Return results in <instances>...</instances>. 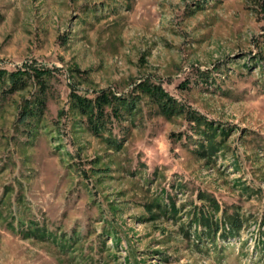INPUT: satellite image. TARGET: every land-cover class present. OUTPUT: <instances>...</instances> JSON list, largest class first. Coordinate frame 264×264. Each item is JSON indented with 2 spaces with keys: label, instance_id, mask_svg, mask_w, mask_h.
Returning a JSON list of instances; mask_svg holds the SVG:
<instances>
[{
  "label": "rangeland",
  "instance_id": "374dc122",
  "mask_svg": "<svg viewBox=\"0 0 264 264\" xmlns=\"http://www.w3.org/2000/svg\"><path fill=\"white\" fill-rule=\"evenodd\" d=\"M0 70V264H264V0H0Z\"/></svg>",
  "mask_w": 264,
  "mask_h": 264
},
{
  "label": "trees",
  "instance_id": "16d2710c",
  "mask_svg": "<svg viewBox=\"0 0 264 264\" xmlns=\"http://www.w3.org/2000/svg\"><path fill=\"white\" fill-rule=\"evenodd\" d=\"M6 72L5 71H1L0 70V76L1 75H4ZM44 72H36V75H39V76H42V75H44L43 74ZM20 74H24L23 72H21L20 70H18L17 72H12L11 74H8V76H9V79H10V82H11V86L12 87H15V85H16V82H18V81H20V78H18L19 77V75ZM143 86V90H142V92H146V93H149L151 96H153V97H156L157 99H159L161 102V105H162V109L166 112V113H172V111L174 110V106H172V104L171 105H169V103H162V101L165 99V98H168L169 96L163 91V88H161L160 86L159 87H157V88H153V87H151L150 85L148 86V85H146V84H144V85H142ZM73 93V95H71L72 96V100H74L75 101V103H76V107H77V109H78V111H80V112H83V113H89V112H91L92 114H90L91 115V118H90V121H91V119L93 118V117H95V118H97V117H103V106L106 104V103H109L110 102V99L107 97V95H103V94H101V95H99V96H97V98H95L96 100L95 101H91L90 99H87V98H85V97H82V96H78V95H76V93L75 92H72ZM116 98V97H115ZM119 99H121V98H119ZM126 99V98H125ZM168 100L169 101H171L172 100V98L171 99H169L168 98ZM95 103L94 104V106L96 107V113H93L92 112V107H91V105H92V103ZM129 102H127V100H122V104H124V106H126L125 104H128ZM96 125V124H95ZM96 127V129H98L100 126H95ZM238 228L240 227V225L238 226L237 224H235ZM231 231H230V229H229V233H230ZM228 233V234H229Z\"/></svg>",
  "mask_w": 264,
  "mask_h": 264
}]
</instances>
